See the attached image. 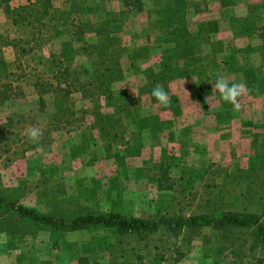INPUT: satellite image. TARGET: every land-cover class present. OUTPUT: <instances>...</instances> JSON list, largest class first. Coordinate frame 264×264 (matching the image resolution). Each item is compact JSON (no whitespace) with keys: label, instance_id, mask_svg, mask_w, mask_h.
I'll use <instances>...</instances> for the list:
<instances>
[{"label":"rangeland","instance_id":"374dc122","mask_svg":"<svg viewBox=\"0 0 264 264\" xmlns=\"http://www.w3.org/2000/svg\"><path fill=\"white\" fill-rule=\"evenodd\" d=\"M26 2L17 0L0 13ZM60 4L54 2L58 9ZM78 10L60 15L67 23L64 30L56 19L34 39L27 27L3 21L0 46L13 41L18 51L13 49L10 59L0 66V83L11 85L21 96L0 106V127L7 125L0 145V196L40 213L62 216L88 210L152 219L233 211L256 213L264 224V136L255 139L249 156L238 157L232 144L223 145L225 154H220L195 150L188 135L177 137L178 142L165 141L166 135L158 136L155 132L161 130L151 120L141 140L132 136L134 131L121 128H116L115 140L100 137L88 128L94 121L90 114L84 121L67 124L69 111L79 117V111L93 103L77 93L65 100L44 95L46 106L40 111L34 83H54L57 68H69L70 74L79 73L81 81L89 80L77 57L68 62L60 48V41H73L83 29V12ZM118 18L120 23L122 16ZM119 40L112 35L114 47ZM124 86L121 81L111 87ZM101 111L111 113L107 108ZM29 126L42 130L36 143L24 135ZM135 140L142 143L140 152L126 154L137 145ZM254 155L257 160L251 163ZM159 162L169 168L170 179L177 180L183 171L199 176L190 187L182 188L178 182L172 191L159 190ZM253 243L250 229L223 233L206 227L175 238L160 232L124 236L110 229L50 236L48 229L0 212V264H256L259 260L264 264V248Z\"/></svg>","mask_w":264,"mask_h":264},{"label":"crops","instance_id":"0c3cea01","mask_svg":"<svg viewBox=\"0 0 264 264\" xmlns=\"http://www.w3.org/2000/svg\"><path fill=\"white\" fill-rule=\"evenodd\" d=\"M58 1L61 22L60 15L81 8L84 28L106 22L115 32L113 37L120 38L118 47L111 41L112 48L122 51L118 63L125 86L117 90H126L129 108L136 115L131 119L125 111L116 114L115 128L135 133L137 120L145 118L156 122L161 131L155 133H164L165 141L173 143L188 135L195 150L220 154H225L223 145L232 144L238 157L249 156L255 139L264 136V0H134L136 7L127 4L130 0ZM3 6L0 2V11L6 9ZM1 15L0 35H4L3 21L11 20L8 11L2 15L4 19ZM119 16L122 19L117 23ZM74 38L75 58L88 77H93V59L87 62L83 49L93 44L97 35L83 29ZM12 52L10 46H0L1 67ZM165 56H169V71L175 73L168 75L167 93L172 103L167 108L152 101L150 94L141 93L146 85L143 72L151 69L159 77L166 69H161ZM72 75L81 78L79 73ZM218 75L230 83H246L249 92L240 98L239 111L213 92ZM212 95L216 96L206 102ZM101 101L100 112L106 109L103 97ZM92 130L99 134L98 129Z\"/></svg>","mask_w":264,"mask_h":264},{"label":"trees","instance_id":"16d2710c","mask_svg":"<svg viewBox=\"0 0 264 264\" xmlns=\"http://www.w3.org/2000/svg\"><path fill=\"white\" fill-rule=\"evenodd\" d=\"M17 0H0V2L9 8V5ZM56 0H27L25 4L17 5L8 11L11 23L14 26L27 27L30 30L31 36L40 37L42 29L46 28L48 24L58 18L59 9L55 7ZM127 0L124 2L126 3ZM136 1L130 0L128 5L136 7ZM161 7H163L161 5ZM178 20V16H176ZM60 21V20H59ZM67 25L62 22L61 25ZM111 24L101 22L98 24L87 25L83 29L95 32L97 38L92 40L93 44L83 49L87 55L88 62L93 59V77L91 76L88 81L83 82L79 78L69 73V68H57L56 73L53 75L54 83H34V89L38 95V103L41 112H44L45 102L44 95L51 93L55 99L65 100L68 99L73 93H79L84 100H90L92 103L91 108L88 110H80V116L76 117V113L69 111V116L65 119L67 124L77 121H84L85 115L90 114L93 124L89 129H98L100 137L116 139L118 132L114 126V116L125 111V116L133 119V113L129 108V101L126 96V90H114L111 86L115 82H121L123 79L122 71L119 67L118 58L122 51L117 48L111 47L112 35L115 33L110 28ZM119 27V26H118ZM80 29V32L83 30ZM69 42H63L61 45V53L65 54L68 62L74 60L77 53L74 47ZM5 46H10L18 51L13 41L7 42ZM64 58V57H63ZM65 59V58H64ZM161 69L166 68L161 72L159 77H156L153 70L149 69L144 71L146 78V85L141 89V93H148L151 96L152 88L155 84L161 83L167 92V81L170 79L168 75L175 74L167 66L169 56H165ZM60 65V64H59ZM88 75V72H86ZM20 97V93L16 94L11 85L0 83V106L5 103L16 100ZM100 97H103L106 108L112 110L111 113H101L99 102ZM93 98L95 100L93 101ZM152 101H156L151 96ZM9 121V119H8ZM149 125L148 119L137 120V132L132 136L136 140H141L142 131ZM7 126V125H6ZM6 126L0 127V145L5 141L4 129ZM80 126V125H79ZM136 146L127 149L128 155H135L140 152L142 143L138 141ZM128 147V146H127ZM126 147V148H127ZM254 150V149H253ZM118 158V155H114ZM259 158V157H258ZM257 160L256 155L250 158V162L254 163ZM249 162V164H250ZM178 165H175V167ZM168 167L164 162H159L158 165V178L156 184L159 190L172 191L173 187L178 183L184 188L192 186L191 180H196L199 173L181 172L177 180L170 179L168 176ZM185 177L188 178L184 185H182ZM200 178V177H199ZM192 188V187H191ZM190 188V189H191ZM0 212L12 213L16 218L22 222H29L40 228L49 230L50 236L56 233H73L78 231H104L113 230L117 235L124 236H137L150 235L162 233L169 237H178L184 231H197L202 228H210L213 231L226 233L235 229H250L253 235V247L261 246L264 248V224L261 222V217L253 212H222L220 215L200 213L188 216L167 217L158 215L152 219H143L135 217H126L120 213L115 212H90L79 211L71 216L55 215L53 213H40L34 208H28L18 204L16 201H7L4 197L0 196ZM256 264H262L259 260Z\"/></svg>","mask_w":264,"mask_h":264},{"label":"clouds","instance_id":"9594fccd","mask_svg":"<svg viewBox=\"0 0 264 264\" xmlns=\"http://www.w3.org/2000/svg\"><path fill=\"white\" fill-rule=\"evenodd\" d=\"M213 85V92H218V97L222 99L225 103H228L233 106V110L239 111L241 108L240 98L247 95L249 89L244 82H231L225 76L218 75ZM151 96L162 106L167 108L171 103L169 94L165 91L164 85L157 83L153 86L151 91ZM206 98V102L208 99ZM24 135L28 138L30 142L36 143L39 141L43 135L42 130L36 126H29L25 129Z\"/></svg>","mask_w":264,"mask_h":264}]
</instances>
